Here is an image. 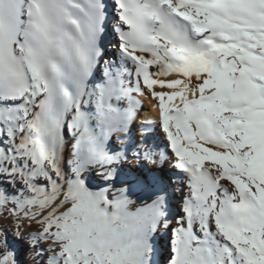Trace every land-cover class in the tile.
<instances>
[{
	"label": "snow or ice",
	"instance_id": "obj_1",
	"mask_svg": "<svg viewBox=\"0 0 264 264\" xmlns=\"http://www.w3.org/2000/svg\"><path fill=\"white\" fill-rule=\"evenodd\" d=\"M0 264H264V0H0Z\"/></svg>",
	"mask_w": 264,
	"mask_h": 264
},
{
	"label": "bare ground",
	"instance_id": "obj_2",
	"mask_svg": "<svg viewBox=\"0 0 264 264\" xmlns=\"http://www.w3.org/2000/svg\"><path fill=\"white\" fill-rule=\"evenodd\" d=\"M159 90V89H157ZM143 101V109L140 113V119L143 120H157L158 119V111L155 108V101L150 96L140 97ZM176 196H179V192H177ZM178 202V200H177Z\"/></svg>",
	"mask_w": 264,
	"mask_h": 264
}]
</instances>
